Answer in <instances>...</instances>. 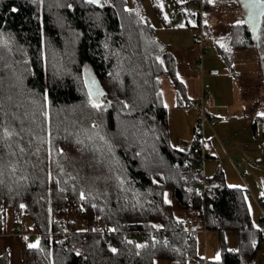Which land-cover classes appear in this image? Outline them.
Returning <instances> with one entry per match:
<instances>
[{
  "label": "trees",
  "instance_id": "16d2710c",
  "mask_svg": "<svg viewBox=\"0 0 264 264\" xmlns=\"http://www.w3.org/2000/svg\"><path fill=\"white\" fill-rule=\"evenodd\" d=\"M192 2L181 9L188 28ZM127 3L0 0V234L4 223L14 234L28 222L37 247L26 246V264H256L264 232L242 190L187 172L200 157L195 141L185 151L170 144L158 76L180 104L184 88L143 9ZM151 11L166 26L159 0ZM230 33L232 49L255 48L245 23ZM193 210L202 228L188 222ZM129 231L155 235L127 241ZM200 231L219 234L217 261L198 257ZM227 231L237 233L236 249L225 248Z\"/></svg>",
  "mask_w": 264,
  "mask_h": 264
},
{
  "label": "rangeland",
  "instance_id": "374dc122",
  "mask_svg": "<svg viewBox=\"0 0 264 264\" xmlns=\"http://www.w3.org/2000/svg\"><path fill=\"white\" fill-rule=\"evenodd\" d=\"M170 1L172 6L164 12L170 28L163 30V38L168 40L161 44L167 47V53L175 59L179 81V77H184L191 70L196 81L195 96L189 94L194 93V87L189 91L187 86L191 102L190 105L184 103L187 108L181 109L174 107L173 101L165 91L167 86H171L167 78L158 76L163 92V104L167 110L170 144L181 151L187 148L189 150L192 142H196L198 133L203 143V154L196 167L204 178L221 181L222 185L228 188L242 190L251 222L253 226H259L262 213L256 202H261L264 206V138L261 122L255 121L264 122V71L261 69V65H264V15L258 30L261 54L236 52L232 58L230 30L240 24L239 9L234 7L233 0H208V6L202 11L200 29L197 16L193 12L198 10L197 7L192 6L193 17L189 18L188 28L177 2ZM127 2L129 10L143 9L157 40L158 30L163 26L151 11L152 0ZM200 33L204 50L202 70L195 63L200 51L196 38ZM157 59L163 61L161 57ZM230 60L232 68L229 69ZM195 68L197 72L194 71ZM85 84L91 99L96 101L99 86L91 73H86ZM202 93L209 95L211 99L206 108V113L214 123L211 129L206 124H201L200 111L192 107V104L199 102ZM202 186L199 190H202ZM186 218L191 225L202 228L203 220L197 217V210L187 212ZM28 227V222L24 220L14 233L25 238V246L37 244V235L30 233ZM12 228V223H4L2 234ZM197 239L198 257L202 256L206 262L217 261L223 246L219 234L216 231H207L205 234L200 231ZM222 239L226 249L233 250L238 247L237 233L227 231L222 235ZM255 263L264 264V240ZM155 264L167 262L157 260ZM187 264H195V261H189Z\"/></svg>",
  "mask_w": 264,
  "mask_h": 264
},
{
  "label": "crops",
  "instance_id": "0c3cea01",
  "mask_svg": "<svg viewBox=\"0 0 264 264\" xmlns=\"http://www.w3.org/2000/svg\"><path fill=\"white\" fill-rule=\"evenodd\" d=\"M159 1L161 3V6L164 9V12L167 11L168 8L172 6L170 0H159ZM175 1L177 2L180 11H181L183 5H185L186 2H187V0H175ZM233 2H234V7L237 10L239 9V22L246 24V20H245L246 13H245V11L241 7V5L238 3V0H233ZM207 6H208V0H207L206 7ZM185 25H187L186 21H185ZM169 28H170V25H169L168 18H167V15H166V26L160 27L159 30H158L159 36H158L157 41H159L160 44L161 43H165L168 40V39H164L163 38V36H164L163 30H167ZM164 50H167L166 46L164 47ZM246 51L254 52L256 55H258V51H257L256 48H254V49H245V50H234V49L231 48L232 58H233V55L236 52H241L243 54ZM168 54H169V57L173 60L175 76H176L177 80H179L178 79V75L176 74L175 59L173 58V56L170 53H168ZM194 71H195V69H194ZM179 78H180V81H181V82L180 81L179 82L182 84L183 88L186 90L184 92V94H183V97L181 98L182 101H183L182 102L183 104H180V102H179V100L177 98L176 90H175V88H173V86L171 85V83H170V81L168 79L167 80H168V82L170 83L171 86L170 87L167 86L165 88V91H166L167 95H169V99L171 101H173L174 107L185 109V108H187V105H190V102H191V100L189 98V94L192 97H194L195 94H196V81H195V77L192 75V70L189 71L186 75H184V77H179ZM187 86L189 88V91L191 90V87H194V93L193 94H191L190 92H189V94H187ZM160 91H161V89H160ZM161 94H162V97H163V92L162 91H161ZM184 103L187 104V105H185ZM198 227H200V226H197V228ZM192 228H195V227L192 226ZM24 240H25V238H22V237H20L18 235L12 234V231H10V230L7 231L5 234H0V264H26V261H25V259H26V253H25L26 252L25 251L26 250V246L24 244V242H25ZM27 242H29V241H27ZM3 257H5V261L3 260Z\"/></svg>",
  "mask_w": 264,
  "mask_h": 264
},
{
  "label": "built area",
  "instance_id": "2783aa9c",
  "mask_svg": "<svg viewBox=\"0 0 264 264\" xmlns=\"http://www.w3.org/2000/svg\"><path fill=\"white\" fill-rule=\"evenodd\" d=\"M192 1H193L192 2L193 7H197L198 8L197 11H198V15L200 17L201 14H202L201 0H192ZM196 39H197V41L200 44V51H199V54H198L199 57L195 60V63L198 64L199 67H200V70H202V58H203L204 50L202 49V46H201V44H202L201 33L199 34V37H197ZM195 71H197V68H195ZM210 103H211V99H210L209 95H206L205 93H202L201 96H200L199 102L192 104V107H193V109H198L200 111L201 124L202 125L206 124L211 129L214 123H213V121H211V119L209 118V116L206 113V108L210 105ZM199 136L200 135L197 133L196 134V144L192 148V153L194 155H198L200 157L196 158L193 161L192 165L187 168V172L190 173V174L201 173V171L196 167V165L198 164V162L201 159L202 154H203V143H202V141H201ZM261 213H262V216H261L262 217V221L260 223L259 229L264 232V211L262 209H261ZM99 233L102 234V235H111V234H113L115 232L110 230L109 228H105V229H101ZM121 234L125 237V239L127 241H132V239L135 236H139L138 239L141 242L144 241V239H145L147 234H149L151 236L155 235V233H153V232H148V233H144L143 232V233L137 235V233H133V232H130V231L129 232H123Z\"/></svg>",
  "mask_w": 264,
  "mask_h": 264
},
{
  "label": "water",
  "instance_id": "95a60500",
  "mask_svg": "<svg viewBox=\"0 0 264 264\" xmlns=\"http://www.w3.org/2000/svg\"><path fill=\"white\" fill-rule=\"evenodd\" d=\"M94 3H99L100 0H92ZM238 3L241 5L243 10L246 13V25L252 32L255 48L260 53V45L258 40V30L261 25L262 16L264 15V0H238ZM156 45L160 52L164 51V46L156 41ZM262 71H264V65H261ZM100 97L98 93L97 98Z\"/></svg>",
  "mask_w": 264,
  "mask_h": 264
},
{
  "label": "snow or ice",
  "instance_id": "6c2138e0",
  "mask_svg": "<svg viewBox=\"0 0 264 264\" xmlns=\"http://www.w3.org/2000/svg\"><path fill=\"white\" fill-rule=\"evenodd\" d=\"M209 2H211V0H209ZM183 25H181L182 27ZM93 107L99 108V104L98 103H93ZM21 207H23V205H21ZM29 248H36L37 244H29L28 245ZM113 252H115V249H113ZM217 259H219V257H217Z\"/></svg>",
  "mask_w": 264,
  "mask_h": 264
}]
</instances>
